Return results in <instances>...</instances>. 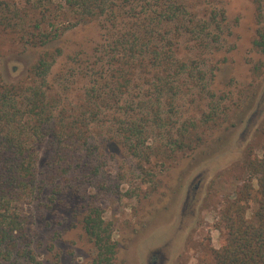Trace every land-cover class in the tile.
<instances>
[{"label": "rangeland", "instance_id": "obj_1", "mask_svg": "<svg viewBox=\"0 0 264 264\" xmlns=\"http://www.w3.org/2000/svg\"><path fill=\"white\" fill-rule=\"evenodd\" d=\"M18 1L0 0V8L18 12L20 28L39 24L54 35L34 45L19 28L0 31V75L36 84L32 66L52 54L41 83L54 118L78 124L80 113L86 119L66 152L49 142L50 129L44 132L36 169L44 186L8 206L0 202V214L20 226L0 238V264H96L97 248L84 228L93 207L116 243L110 264H213L225 236L217 227L219 211L243 186L257 188L246 157L259 156L264 144V53L253 43L264 28V0H182L186 18L212 21L206 46L186 32L174 44L175 55L203 73L193 79L188 69L178 72L174 99L163 93L150 110L140 101L155 98L153 72L134 75L116 103L94 113L80 104L87 101L91 70L101 63L99 20L74 17L62 0L48 6ZM131 119L146 129L140 155L121 134ZM255 207L252 202L248 215Z\"/></svg>", "mask_w": 264, "mask_h": 264}, {"label": "trees", "instance_id": "obj_2", "mask_svg": "<svg viewBox=\"0 0 264 264\" xmlns=\"http://www.w3.org/2000/svg\"><path fill=\"white\" fill-rule=\"evenodd\" d=\"M38 1L41 6L52 2ZM62 1L64 10L84 21L98 19L103 30V51L96 49L100 51L101 63L91 70L92 78L85 95L87 101L80 104L82 108L88 105L89 113L101 105L116 103L120 97L118 94L123 93L122 87H127L134 75L153 72L155 98L140 101L150 110L163 93L174 99L173 94L177 93L179 86L174 77L178 72L188 69L187 78L193 79L195 73H203L201 69L194 72L185 60L179 59L174 53V44L184 34L195 33L200 44L206 46L212 21L204 19L195 23L186 18L187 7L182 0ZM18 4L24 5L22 0ZM7 7L10 9L9 5ZM0 9V31L19 28L23 30L25 42L34 45L46 43L54 35L41 30L39 24L22 29L18 12ZM46 16V13L42 14L43 19ZM253 43L264 53V28ZM52 62V54L48 52L39 57L31 68L38 81L29 86L19 80H5L0 75V202L7 206L13 197L34 192V186H44L37 180L36 171L37 145L45 138L44 132L50 129L49 142L61 145V151L66 152L63 147L76 143L74 130L81 131L86 119L80 113L77 115L78 124L74 120H65L64 115L54 118L51 100L41 83L46 81ZM51 117L54 118L52 123ZM160 117L155 114L154 118L161 120ZM127 123L121 131L123 141L133 154L140 155L142 150L137 143L146 129L139 127L133 119ZM246 166L250 177L256 180L257 188L243 186L237 196L219 211L217 227L224 230L225 236L222 245L214 250L213 264H264V144L259 156L247 154ZM252 202L256 207L248 215ZM0 216V238L20 228L16 219L6 214ZM84 228L97 248L96 264H110L116 243L111 240L112 230L98 207L91 208L86 214Z\"/></svg>", "mask_w": 264, "mask_h": 264}, {"label": "flooded vegetation", "instance_id": "obj_3", "mask_svg": "<svg viewBox=\"0 0 264 264\" xmlns=\"http://www.w3.org/2000/svg\"><path fill=\"white\" fill-rule=\"evenodd\" d=\"M153 262L155 263V262H156V260L154 259V260H153ZM148 264H150V262H149Z\"/></svg>", "mask_w": 264, "mask_h": 264}]
</instances>
